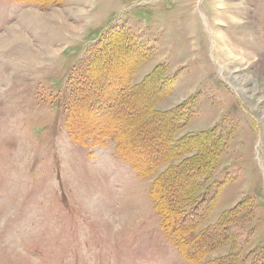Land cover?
<instances>
[{"label": "rangeland", "instance_id": "obj_1", "mask_svg": "<svg viewBox=\"0 0 264 264\" xmlns=\"http://www.w3.org/2000/svg\"><path fill=\"white\" fill-rule=\"evenodd\" d=\"M46 5L0 0V264H264V0ZM170 124L215 162L140 177Z\"/></svg>", "mask_w": 264, "mask_h": 264}, {"label": "trees", "instance_id": "obj_2", "mask_svg": "<svg viewBox=\"0 0 264 264\" xmlns=\"http://www.w3.org/2000/svg\"><path fill=\"white\" fill-rule=\"evenodd\" d=\"M12 1L15 3L24 4V5L38 4V5L42 6L41 8L44 10L47 7L46 4H48L49 2H51V3L53 2V4L57 3V0H36V1L35 0H12ZM122 37H123V34L120 35L117 39L120 40ZM117 39L113 38V41L118 42V41H116ZM97 62H98V59H96L95 61L90 63V64H92L91 67L97 65L98 64ZM94 68H93V70H94ZM131 69H132V67L130 68V70ZM130 70L128 73H130ZM95 71H96V68H95ZM147 80H148L147 77L144 78L142 83L139 85V88H141V87L144 88V86L148 83ZM127 87H128V82L126 83V87L123 90L124 92L128 91ZM80 90L83 91V87ZM82 96L84 97L83 93H82ZM148 111L154 117L157 115H160L157 113V111L152 109V106L148 107ZM70 112H72V110ZM166 128L168 129V132L166 131L165 137L163 135V137H164L163 142H162V145L160 146L162 149V154H160V156L156 155L151 160H150V158H147V159H145V161H143L141 159V161H138V163L134 162V160L132 161L131 159H129V163L132 165L131 167H132L133 171L136 172L140 177L145 176L146 178H149L147 173L150 172L152 174L153 170L157 169L159 166H161V164H166L167 162H170L167 160H171L173 162L174 161L178 162V164L176 165L178 168L182 167L183 163L187 161L192 166H196V168H198V167L202 168V166H204L205 169H208V165L212 164L213 161L215 162L213 148H211L209 151H207V155H202L203 151L208 149L209 145L213 144V143L210 144V141H211L210 137L212 136V132H206V133H203V134L198 135V136L187 135V136H184V137L176 140L173 138V135H176V133L180 130V128L178 129L177 126L176 127L171 126V124H170V127L168 125ZM157 133H159L158 137H157L158 141L162 140V137L160 136V132H157ZM98 136H100V135H98ZM94 137H95V135H94ZM181 142H186V143L180 144ZM184 144H186L185 146H187V150L183 149L181 151V146H183ZM117 152L119 154H121V156L127 158V156L123 155L120 150L117 149ZM143 162H146V166L142 165ZM148 168L153 169V170L152 171L148 170ZM163 174H161L159 176V178L156 179L155 182H152V189L150 191V194H154V195L157 194V198L154 197V200H156V203L154 205V210L157 213L162 214V215L165 214V211L162 208L167 209L168 206H170V208H173V202H174V201H172L173 197L171 194H169L168 190H166L165 188L162 189V187L164 185V183L162 182L163 181L162 180ZM172 182H174V183L180 182V180H178L177 174L172 176ZM169 195H170V197H169ZM162 198H166V203H163L160 200ZM176 199H178V196ZM160 205H162V206H160ZM170 224L171 223H168V225H170ZM161 227L166 232V234L170 235V238L173 240V242H175L176 247H178L179 243H182V241H183L182 240V238H183L182 232L184 231V228L179 229V227H180L179 225H178V227H176V225H172L169 227L165 224H162Z\"/></svg>", "mask_w": 264, "mask_h": 264}, {"label": "bare ground", "instance_id": "obj_3", "mask_svg": "<svg viewBox=\"0 0 264 264\" xmlns=\"http://www.w3.org/2000/svg\"><path fill=\"white\" fill-rule=\"evenodd\" d=\"M226 55H228V54H230L231 55V52L229 51V50H226ZM239 70H237V69H235V68H232L231 70H230V74H231V76H232V78H233V80L234 81H236V83H238L239 84V82H241V78H242V76H241V74L240 75H238L239 74ZM241 88V87H240ZM248 90V89H247Z\"/></svg>", "mask_w": 264, "mask_h": 264}]
</instances>
